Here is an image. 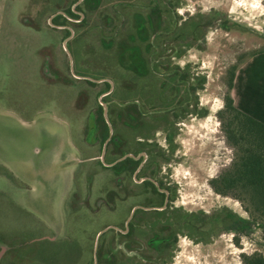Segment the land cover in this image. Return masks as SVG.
<instances>
[{
  "label": "rangeland",
  "instance_id": "obj_1",
  "mask_svg": "<svg viewBox=\"0 0 264 264\" xmlns=\"http://www.w3.org/2000/svg\"><path fill=\"white\" fill-rule=\"evenodd\" d=\"M179 1L184 16L204 21L198 40L185 35L188 44L178 61L190 83L201 85L194 94L199 112L205 113L184 121L177 138L181 156L169 168L178 181L177 203L182 211L195 213L196 233L206 240L191 243L182 236L183 245L167 262L141 255L137 264H241L242 253L264 254V231L258 226L224 230L223 218L231 213L245 219L247 213L235 198L216 193L209 181L233 158L217 116L229 70L235 66L239 75L262 56L253 71L264 83V0ZM66 6L67 0H0V240L9 247L10 264H88L89 236L110 221L103 214L92 223L69 219L74 183L63 179L79 165L75 143L83 115L74 111L71 89L49 81L57 73L41 69L48 56L67 78L72 74L67 61L77 66L76 47L84 40L77 37L69 53L62 52L57 36L41 27L45 14ZM170 41L175 43L167 39L163 48ZM115 73L103 66L94 74L114 78ZM32 147L39 149L36 159Z\"/></svg>",
  "mask_w": 264,
  "mask_h": 264
},
{
  "label": "flooded vegetation",
  "instance_id": "obj_2",
  "mask_svg": "<svg viewBox=\"0 0 264 264\" xmlns=\"http://www.w3.org/2000/svg\"><path fill=\"white\" fill-rule=\"evenodd\" d=\"M181 3L67 0L65 8L41 19L62 52L77 37L84 40L76 47L77 66L67 61L68 78L53 56L42 60L41 69L57 73L49 81L71 89L74 111L83 115L69 219L110 217L89 236L88 264H137L141 255L167 262L183 245L182 236L191 243L206 240L196 233L195 213L177 203L178 181L169 168L181 156L177 138L184 121L205 113L194 94L201 85L190 83L178 61L188 44L185 35L198 40L204 21L184 16ZM171 38L175 43L163 48ZM103 66L116 77L95 75ZM9 260V247L0 240V264Z\"/></svg>",
  "mask_w": 264,
  "mask_h": 264
},
{
  "label": "trees",
  "instance_id": "obj_3",
  "mask_svg": "<svg viewBox=\"0 0 264 264\" xmlns=\"http://www.w3.org/2000/svg\"><path fill=\"white\" fill-rule=\"evenodd\" d=\"M234 78L235 66L229 70L224 104L217 112L225 141L233 149V158L209 183L216 193L238 200L247 213L245 219L231 213L223 218L220 223L224 230L258 226L264 231V123L235 105L231 95ZM241 264H264V254L242 253Z\"/></svg>",
  "mask_w": 264,
  "mask_h": 264
},
{
  "label": "crops",
  "instance_id": "obj_4",
  "mask_svg": "<svg viewBox=\"0 0 264 264\" xmlns=\"http://www.w3.org/2000/svg\"><path fill=\"white\" fill-rule=\"evenodd\" d=\"M260 57H255L235 76L231 95L240 110L264 123V83L253 71L259 65L256 63L260 61Z\"/></svg>",
  "mask_w": 264,
  "mask_h": 264
},
{
  "label": "water",
  "instance_id": "obj_5",
  "mask_svg": "<svg viewBox=\"0 0 264 264\" xmlns=\"http://www.w3.org/2000/svg\"><path fill=\"white\" fill-rule=\"evenodd\" d=\"M39 149H34V147L31 148V153H33V157L36 159L39 157V154H37L39 151ZM75 159V157L73 158V160ZM73 173L74 171L72 172V174H70L68 177H66L65 179H63V182L66 184V181L68 184L72 185V181H73ZM64 192H66L64 190Z\"/></svg>",
  "mask_w": 264,
  "mask_h": 264
}]
</instances>
